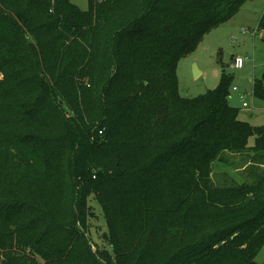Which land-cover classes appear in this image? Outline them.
Here are the masks:
<instances>
[{
    "label": "trees",
    "instance_id": "trees-1",
    "mask_svg": "<svg viewBox=\"0 0 264 264\" xmlns=\"http://www.w3.org/2000/svg\"><path fill=\"white\" fill-rule=\"evenodd\" d=\"M246 1L0 0V264H260L264 127L177 75Z\"/></svg>",
    "mask_w": 264,
    "mask_h": 264
},
{
    "label": "rangeland",
    "instance_id": "rangeland-1",
    "mask_svg": "<svg viewBox=\"0 0 264 264\" xmlns=\"http://www.w3.org/2000/svg\"><path fill=\"white\" fill-rule=\"evenodd\" d=\"M70 1L83 11L89 7L88 0ZM263 12L264 0H247L235 16L207 34L194 52L179 61L177 75L182 97L195 98L216 88L224 70L226 75L232 78L230 103L239 109L240 120L255 127H264V99L255 97L253 93L254 80H259L264 72V30L258 27ZM237 56L245 59L242 69L233 66ZM197 71L199 75L196 77ZM233 87L239 90L238 94L234 93ZM241 94L243 99H240ZM243 102H247L249 107L244 108ZM254 143L255 138L252 137L249 146H254ZM240 158L243 157L233 160ZM239 166L245 165L241 162ZM233 169L227 164L216 162L214 179L220 180L222 173L223 177L228 175V178L232 177L242 183L246 173ZM94 203L90 235L93 242L103 246L106 245L101 238L105 219L101 206L96 201ZM256 260L264 264V248Z\"/></svg>",
    "mask_w": 264,
    "mask_h": 264
},
{
    "label": "built area",
    "instance_id": "built-area-1",
    "mask_svg": "<svg viewBox=\"0 0 264 264\" xmlns=\"http://www.w3.org/2000/svg\"><path fill=\"white\" fill-rule=\"evenodd\" d=\"M245 59L243 57L237 56L233 61V66L236 69H242L244 67ZM233 91H237L236 87H233ZM240 99H243V95L240 96ZM243 107L247 108L249 107L247 102H243Z\"/></svg>",
    "mask_w": 264,
    "mask_h": 264
},
{
    "label": "water",
    "instance_id": "water-1",
    "mask_svg": "<svg viewBox=\"0 0 264 264\" xmlns=\"http://www.w3.org/2000/svg\"><path fill=\"white\" fill-rule=\"evenodd\" d=\"M199 75V72L197 71V73H195V76L197 77Z\"/></svg>",
    "mask_w": 264,
    "mask_h": 264
},
{
    "label": "crops",
    "instance_id": "crops-1",
    "mask_svg": "<svg viewBox=\"0 0 264 264\" xmlns=\"http://www.w3.org/2000/svg\"><path fill=\"white\" fill-rule=\"evenodd\" d=\"M239 90L237 89V91H234V93H237ZM238 94V93H237ZM242 95V94H241Z\"/></svg>",
    "mask_w": 264,
    "mask_h": 264
}]
</instances>
